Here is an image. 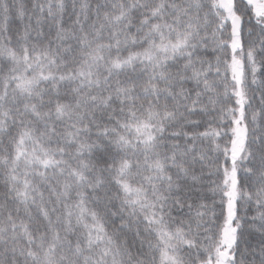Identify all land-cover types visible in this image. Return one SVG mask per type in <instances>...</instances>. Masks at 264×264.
I'll list each match as a JSON object with an SVG mask.
<instances>
[{
  "label": "snow or ice",
  "instance_id": "6c2138e0",
  "mask_svg": "<svg viewBox=\"0 0 264 264\" xmlns=\"http://www.w3.org/2000/svg\"><path fill=\"white\" fill-rule=\"evenodd\" d=\"M0 264H264V0H0Z\"/></svg>",
  "mask_w": 264,
  "mask_h": 264
}]
</instances>
